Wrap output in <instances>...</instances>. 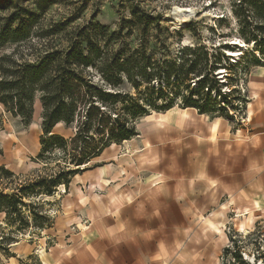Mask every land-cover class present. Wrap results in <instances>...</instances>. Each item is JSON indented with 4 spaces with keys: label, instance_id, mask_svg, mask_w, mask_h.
I'll use <instances>...</instances> for the list:
<instances>
[{
    "label": "trees",
    "instance_id": "obj_1",
    "mask_svg": "<svg viewBox=\"0 0 264 264\" xmlns=\"http://www.w3.org/2000/svg\"><path fill=\"white\" fill-rule=\"evenodd\" d=\"M28 1L0 0V50L12 47L0 54V104L25 126L31 121L36 98L42 107L39 150L34 158L41 166L21 176L0 164V213L4 215L0 254L5 257L14 256L11 244L25 229L52 226V217L38 198L52 195L59 185L68 186L105 148L136 135V119L151 110L177 106L222 116L238 125L241 122L235 115L247 103L246 95L237 96L239 103L231 100L230 93L237 87L221 92L231 79L227 73L221 75L224 80L217 76L224 68L219 49L215 52L204 44L180 45L179 41L172 47L169 38L181 37L182 31L162 25L161 15L146 10L137 0H128L129 17L121 18L115 28L93 20L70 27L76 17L41 25L45 11L56 0ZM231 7L238 19V39L243 44L253 42L249 53L254 64L261 65L264 0H231ZM184 28L196 34L191 21ZM238 39L228 43L241 52ZM219 47L224 46L219 43ZM125 84L134 91L125 89ZM212 92L218 101L211 98ZM59 123L71 128L72 134L54 132ZM229 248L224 247L223 256ZM232 254L244 262L238 249ZM20 263L40 262L30 254Z\"/></svg>",
    "mask_w": 264,
    "mask_h": 264
},
{
    "label": "crops",
    "instance_id": "obj_2",
    "mask_svg": "<svg viewBox=\"0 0 264 264\" xmlns=\"http://www.w3.org/2000/svg\"><path fill=\"white\" fill-rule=\"evenodd\" d=\"M246 91L238 125L191 107L135 125L136 135L57 187L67 191L62 210L43 229L55 242L20 239L0 264L33 253L39 264H217L227 224L249 213L264 218V66L249 74ZM33 106L42 111L38 99ZM112 146L121 150L109 155ZM84 219L85 230L65 237Z\"/></svg>",
    "mask_w": 264,
    "mask_h": 264
},
{
    "label": "rangeland",
    "instance_id": "obj_3",
    "mask_svg": "<svg viewBox=\"0 0 264 264\" xmlns=\"http://www.w3.org/2000/svg\"><path fill=\"white\" fill-rule=\"evenodd\" d=\"M13 1V0H12ZM29 0L26 3H29ZM140 4L150 12L161 15V24L170 27L173 31H182L181 37H170L169 41L172 47H177V41L180 45L204 44L216 52L221 51L220 64L223 69L217 71L219 79L224 80L226 73L231 79V85L223 86L221 92L229 91L233 87H237L236 91L230 93L231 100L234 103H239L240 98L237 96H248L246 91V84L249 74L253 72L258 66H264V55H259V62L261 65H255L253 56L249 53L250 49H254L253 42L248 41L243 44L237 34L238 19L232 12L231 0H137ZM12 2H8L11 5ZM175 9L189 10L187 16L181 17L180 13H176ZM76 17L70 23V27L80 26L90 20L98 21L102 24L109 25L115 28L121 18L129 17L128 0H56L45 11L41 25H49L54 21ZM192 22L197 29L196 34H191L184 28L189 22ZM223 35L221 36L220 35ZM239 40L241 44V52L233 57L228 56L232 51H239V47H233L228 42L233 43ZM55 41H59L55 39ZM219 43L223 48L219 47ZM246 48V49H245ZM248 49V50H247ZM12 47H7L0 50L2 52H10ZM232 50V51H231ZM257 55V51L256 54ZM240 57L239 60H237ZM237 58V59H236ZM213 58L211 59V61ZM238 61V63H236ZM97 79V77H95ZM192 85V84H191ZM125 89L133 92L128 85L123 86ZM234 90V89H233ZM211 98H215L214 92ZM38 98H36L37 100ZM218 101V97H216ZM177 107V106H174ZM179 108V107H178ZM246 108V106H245ZM245 108L241 114H245ZM231 111V109H230ZM232 112V111H231ZM183 115H188V111H182ZM160 114L155 111H150L149 114L141 119H136L135 125L140 127L147 120L153 118L158 119ZM239 113L235 115V119L239 118ZM41 112L34 110L31 121L28 125H23L18 117L11 116L5 112L0 104V164L5 165L15 174L21 176H29L31 172L40 167L41 163L34 160L39 150V136L41 134ZM53 131L62 134L66 137L73 132L71 128H65L62 123L53 127ZM121 150L119 146H112L107 150L109 155L116 154ZM94 162H91L92 165ZM67 193L65 188H60L54 195L51 202H47V196L39 197L38 199L44 203L43 207L45 213L52 217V226L55 217L61 212V200ZM247 216V218H243ZM240 219H235L231 224H227L224 231L231 235L232 241H227L225 246L230 245V252L226 255H219L217 264H264V218L256 217L254 213L243 215ZM87 220L84 219L79 224L72 223L68 226V234H76L85 230L88 225ZM83 225L81 228L80 226ZM229 226L231 228H229ZM45 237V238H44ZM18 240H35L39 238L45 239V243H41L42 248L50 246L55 242V236H49L45 231L35 227L25 229L22 234L17 235ZM43 242V241H42ZM40 245V244H38ZM224 246V247H225ZM238 249L242 257V261H236L233 257L232 251ZM222 252V251H221ZM35 257H38L33 253ZM29 263H33L30 260Z\"/></svg>",
    "mask_w": 264,
    "mask_h": 264
},
{
    "label": "bare ground",
    "instance_id": "obj_4",
    "mask_svg": "<svg viewBox=\"0 0 264 264\" xmlns=\"http://www.w3.org/2000/svg\"><path fill=\"white\" fill-rule=\"evenodd\" d=\"M175 12L176 13H180L179 16L181 17H185L188 15V13L190 12L188 9L187 10H184V9H175ZM239 51H232V54L233 55H236Z\"/></svg>",
    "mask_w": 264,
    "mask_h": 264
},
{
    "label": "built area",
    "instance_id": "obj_5",
    "mask_svg": "<svg viewBox=\"0 0 264 264\" xmlns=\"http://www.w3.org/2000/svg\"><path fill=\"white\" fill-rule=\"evenodd\" d=\"M238 119H239L240 122L244 121V120L246 119L245 114H244V113H243V114H240V115H239V118H237V120H238ZM86 227H87V225H86Z\"/></svg>",
    "mask_w": 264,
    "mask_h": 264
}]
</instances>
